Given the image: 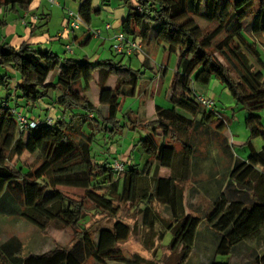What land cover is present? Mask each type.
<instances>
[{
	"label": "trees",
	"instance_id": "16d2710c",
	"mask_svg": "<svg viewBox=\"0 0 264 264\" xmlns=\"http://www.w3.org/2000/svg\"><path fill=\"white\" fill-rule=\"evenodd\" d=\"M123 1L129 8L127 20L132 26L127 34L129 38L142 46L146 44V47L162 46L168 60L173 55L179 59L171 85L173 107L156 105V119L153 121L134 114L129 118L130 130L146 132L139 140L149 157L145 170L149 169L151 159L156 163L153 188L145 183L139 189L140 202L145 206L142 210L145 223L149 231L153 230L155 211L151 205L157 202L169 210L172 219L160 239L181 224L177 232L172 233V242L165 246L172 251L180 248L178 264L188 262L202 223L219 236L215 254L229 257L264 232V126L259 115L264 110V60L256 43L246 36V32L252 36L264 33V0ZM33 2L0 0V29L7 26L8 14L28 11ZM93 13H100L99 9H94L93 0H82L79 14L86 26L90 25ZM201 22L212 28L202 26ZM134 55L120 56L132 59ZM143 67L151 68L147 57ZM165 70L166 66H162L161 71L164 73ZM11 71L21 77V84L15 88L16 99L24 100L30 108L28 110L35 108L53 90L61 93L57 105L62 116L53 120L52 125L46 123L47 118H34L39 122L37 127L23 132L13 114L17 108L10 107L9 99L0 103V216L20 217L43 234L50 226H58L72 232L75 242L69 248L58 242L44 253L24 255L23 240L10 236L0 240V264H86L89 260L95 264H107L108 261L156 264L138 255L132 258L123 256L119 245L126 243L132 233L131 227L123 221L116 220L111 228L100 229L96 239L89 230L81 229L91 212L87 209V202L97 213L116 217L120 211L116 203L122 205L131 201V187L128 189L124 185L120 192L115 190L119 186L118 180L110 185L114 190L98 192V186L109 184L108 181L118 172L109 159L101 161L96 158L94 144L98 133L106 136L122 128L118 118L123 108L121 99L135 95L141 72L123 62L63 60L50 50H38L29 44L17 49L2 42L0 88L7 91H10ZM56 72V78L50 80L51 74ZM96 73L99 74L96 82L100 92L98 105L86 95ZM112 78L116 79L113 89L108 88ZM213 79L224 84L237 104L248 112L246 126L250 140L247 145L251 154L247 161L234 162L231 148L227 143L223 144L222 154L224 151L230 158L227 176L218 181L215 177L219 174H215L198 184L208 195V188L214 181L219 194L212 196L208 212L189 215L182 220L183 195L176 171L183 152L176 144L181 142L187 156L182 178V182H186L197 156L195 145L198 138L190 137L185 141V137L195 130L211 129L212 123L219 120L215 109L206 110L196 101L192 85L208 86ZM73 90L81 94L79 98L73 95ZM178 107L193 116L186 117ZM68 113L72 115L70 121L65 117ZM86 125L90 132L85 130ZM225 127L224 122L217 125L220 130ZM257 138L263 141L260 151L252 147V141ZM25 153L39 155L42 162L26 172L17 165H9L15 157L20 158ZM162 168L169 169L171 175L158 177ZM136 171L143 185L146 180L141 173L144 171ZM195 179V183L203 181L202 176L196 175ZM61 187L84 192L85 200L71 199ZM211 264L231 262L214 261ZM250 264H264V252Z\"/></svg>",
	"mask_w": 264,
	"mask_h": 264
},
{
	"label": "rangeland",
	"instance_id": "374dc122",
	"mask_svg": "<svg viewBox=\"0 0 264 264\" xmlns=\"http://www.w3.org/2000/svg\"><path fill=\"white\" fill-rule=\"evenodd\" d=\"M49 1L50 0H44L40 15H50L48 24L44 27V32L49 31L51 37H55L59 33H63L65 29L64 21L67 18L66 14L69 11L78 13L82 0H54L55 4H51ZM93 7L94 9H99L100 13H93L90 25H81L80 30L72 32L70 38L61 41H54L49 47L52 48L53 51L63 60H87L86 58H97L100 62H123L133 70L141 72V75L135 95L126 96L121 99L124 106L121 112H119L118 118L120 119V125L122 128H119L115 134L109 132L106 136H104V133H98L95 137L96 140L94 144V153L98 160L104 161L107 158L113 166L115 165V162H118L123 166V172L116 173L114 177L108 181L109 184L106 183L99 185L97 188L98 192L105 193L110 191L109 189L114 190L110 185L118 180L119 186L115 190L120 192L124 185L128 189L131 187V201L122 205L116 203L120 209L119 214L116 217L97 213L94 206L90 202H87V209L91 212L88 213L89 218L84 221L85 224H83L81 229L85 228L89 230L92 237L96 239L100 229L111 228L116 220L123 221L132 229L130 239L126 243L119 245L125 258H132L133 256L138 255L147 261L156 264H178L180 248L176 251H172V248H166L165 246H168L172 242V233L175 234L181 224L178 225L173 232L168 233L162 240L160 239L161 233L166 230L168 223L172 220L169 210L157 202H154L151 205L155 211V221L153 230L150 231L143 218L142 210L145 206L140 202L141 192L139 189L143 187L145 183L146 185H149L151 189L153 188L152 179L154 178L156 169V163L151 159L149 169L145 170L149 162V157L141 148L139 140L146 135V132L142 129L126 130L127 126L130 124L129 118L132 114H136L139 117L136 112L145 110V113L150 116V110H153L152 105L149 106L150 109L146 106L145 109H143L142 100L147 102L151 101V103L155 102L156 105L164 108L173 107L170 100L171 85L177 69L178 57L173 55L168 60L162 46L158 47L157 45H154L146 47L145 44L142 47L147 56H144L143 54H141V56L142 58H148L151 68L143 67L135 57L132 59L122 58V56L113 52L112 46L115 41L112 38L115 34H129L131 31V23L127 20L129 8L125 5L123 0H93ZM43 22L44 21H41V23ZM107 24L113 25V29L109 32L105 30ZM201 25L207 28H212V26H208L203 22H201ZM90 28L92 30L103 29L102 37H92L90 42L84 46L79 43H74V33L79 35L87 33L86 36L88 37L91 35L89 32ZM246 36L250 41L256 43L261 52L262 59L264 60V33L258 36H252L250 33L246 32ZM67 45L72 47L74 53H68L66 51ZM162 66H166L164 73L161 71ZM52 79L53 74L50 76V80ZM114 83L115 79H113V82H111L108 88L113 87ZM192 88L195 95H203L209 98L214 97V109L219 115V120L212 123L211 129L195 130L185 137V141L186 138L190 139V137L198 138L197 145H195L196 151L198 150L196 152L197 156L194 164L190 168L189 180L186 182H182V178L185 176V163L187 156L181 142L179 141V144H176L179 151L183 152V156L181 155L176 171L179 188L183 195L182 220L189 215H202L203 212H208L212 205V196L217 195L219 192L214 181L210 184L211 188H208V195L205 194L206 192L203 191L198 184H203L205 178L210 179V177L215 174H219L215 177L218 181L227 176L228 171L226 168L228 167L230 158L224 151L222 154V150H224L222 146L224 138L230 143L229 147L234 155V159L240 158L246 161L251 154V148L247 145V142L250 140V132L246 126L248 112L237 104L225 85L219 80L213 79L208 86L196 83L192 85ZM57 93V91L52 90L50 96L43 99L35 108H32V110H28L30 108L27 106V103L22 99H16L12 90L7 91L0 88V103L9 99V105L11 108H17L18 112L28 110L30 118L45 120L49 117L56 120L59 117L58 115L62 112L61 108H59L57 103L53 102L52 99V96L57 95ZM99 93L96 83L92 82L87 95L92 102H95V104H98L99 102ZM73 95H76L75 97L79 98L81 94H78L73 90ZM178 108L179 112L185 114V116H193L188 110L180 107ZM76 113H80V111H76ZM259 115L262 118V125L264 126V110L261 111ZM70 120L71 118L67 116V121ZM222 122L225 123L226 127L223 130H220L217 128V125ZM84 128L88 132L91 131L88 125ZM14 133H16V131H14ZM112 151H118L119 154H112ZM127 151H129V159L126 156L121 157V154ZM205 158H207V160ZM212 159H215V161H212ZM41 162V157L39 155H29L28 153H25L20 158L15 157L9 162V165L12 167L17 165L26 172L29 168L38 167ZM136 169L140 172L145 170L141 173L146 180L143 185L140 184V178L137 175ZM192 174L195 177L196 175L197 177L202 176L203 181L193 183V181H190L191 177H193ZM170 175V170L159 169L158 171V177H168ZM61 191L76 201L81 202L85 200L84 192L78 189L61 187ZM0 223V240H6L10 236H18L25 244L24 255L30 253H44L49 249L54 248L58 242L64 247L69 248L75 242V237L72 232L63 230L55 225L50 226L43 234L36 227L26 223L20 217L0 216ZM218 241V234L209 228L207 224L202 223L199 227L193 252L186 264H211L214 261L219 263L230 261L231 264H250L257 255L264 252V232L258 238L240 246L229 257L217 256L215 254ZM86 264L95 263L93 260H89ZM107 264L122 263L119 261H108Z\"/></svg>",
	"mask_w": 264,
	"mask_h": 264
},
{
	"label": "crops",
	"instance_id": "0c3cea01",
	"mask_svg": "<svg viewBox=\"0 0 264 264\" xmlns=\"http://www.w3.org/2000/svg\"><path fill=\"white\" fill-rule=\"evenodd\" d=\"M43 5H44V0H34L33 4L31 5V7H30V9L28 11H24V12L21 11L19 14H8L6 16V20L8 22L7 26H5L4 28L0 29V42L7 43V44H9V45H11V46H13V47H15L17 49L20 48L23 44H29V45H32L33 47H35L38 50H43V51H49L50 50L53 53H55L53 51V49L50 48L49 46H51L52 42L61 41V40L65 39V38H61V34L62 33H59L55 37H51L49 31H47V32L45 31L44 32V27L47 26L49 18H50V15L49 14L40 15V10L43 8ZM41 21H44V22L41 23ZM45 23H46V25L43 26ZM65 24H66V20L64 21V26H65ZM70 35H69L68 38H70ZM86 35H87V33H83L82 35L74 33V35H73L74 43H79L82 46L87 45L92 38L90 36L87 37ZM113 52H114V50H113ZM134 57L143 66L144 58H142V56L140 54H138V53H136L134 55ZM86 59L89 60L92 63L100 62V60H98L97 58H95V59L94 58H92V59L86 58ZM178 62H179V59H178ZM177 66H178V64H177ZM150 67H151V65H150ZM57 73L58 72L53 73V80L56 78ZM11 76H12V80H11L10 90H12L14 96L16 97L17 90L15 88L19 84H21L22 81H21L20 75L18 73L14 72V71H11ZM98 77H99V74L96 73L95 74V81H94L95 83L97 82ZM113 79H115V78H112L108 82V86L111 84V82H113ZM115 84H116V79H115V83H114L113 87H111V89L114 88ZM50 93H51V91L48 93V96H50ZM135 93H136V91H135ZM86 95H87V93H86ZM60 98H61V93L60 92H58L57 95H53L52 96L53 102H55V103H57V101H59ZM207 98H209V97H207ZM210 99L214 100V97L210 98ZM93 103L95 104V102H93ZM98 104H99V102H98ZM98 104H95V105H98ZM150 105H152V109H153V110H150V112H151L150 116L147 113H145V110H143V111L140 110V111L136 112L139 115L140 118L151 120V121L156 119V114H155V106H156V104H155V102L151 103V101L147 102L145 100H142V108L143 109H145V106L149 108ZM123 106H124V104H123ZM24 112L28 113L29 111L25 110ZM134 115H136V114H134ZM183 115H185V114H183ZM58 116L61 117L62 113H60V115H58ZM67 116L69 118H72V115H70L69 113L65 117H67ZM90 117L92 118L93 116H90ZM186 117L191 118L189 116H186ZM129 129H130V124L127 126L126 130L129 131ZM212 136H214V135H212ZM215 136H217V135H215ZM226 143L228 144V147H229L230 143L228 142L227 139L224 138V142L222 143V145L226 144ZM252 147H253V149L255 151L262 150L263 141H261V139L253 140L252 141ZM111 148H113V147H111ZM208 152L210 153L209 150H208ZM227 152L231 153L230 150H227ZM113 153L114 154L115 153L119 154L118 151L117 152L116 151H112V154ZM209 153H208V156H209ZM128 155H129V151L121 154V157H125L126 156L128 158ZM207 158H205V159L207 160ZM193 161H192V163H193ZM212 161H215V159H212ZM236 161H245V160L237 158V159H234V162H236ZM162 169L169 170V169H166V168H162ZM160 177H163V176H160ZM190 181H193V183H195L196 179H195L194 175H193V177H191ZM0 233H1V223H0Z\"/></svg>",
	"mask_w": 264,
	"mask_h": 264
},
{
	"label": "built area",
	"instance_id": "2783aa9c",
	"mask_svg": "<svg viewBox=\"0 0 264 264\" xmlns=\"http://www.w3.org/2000/svg\"><path fill=\"white\" fill-rule=\"evenodd\" d=\"M51 4H55L54 0L49 1ZM66 24H65V29L63 33L61 34V38L68 39L69 35L72 32H76L80 30L81 25H85L83 22L82 17L80 16L79 12L74 13L73 11H69L66 14ZM113 29L112 24H107L105 26V30L110 31ZM89 32L91 33L92 37L96 38H101L103 34V29H96L92 30L91 28L89 29ZM115 44H114V51L119 54V55H124L127 57L133 56L134 54H143L145 55V52L143 51L142 44L137 42L135 39H130L129 36L125 33H120L116 34L114 36ZM66 51L68 53H74L72 50V47L70 45L66 46ZM196 101L206 110L213 111L215 107L214 100L207 98L203 95H195ZM13 114L16 117L17 124L21 131L23 132H28L32 129H35L37 125L39 124L38 120H35L34 118H30L28 115L18 112V111H13ZM46 123L48 125L53 124V119L47 118ZM115 171L118 173L123 172V166L120 165L118 162H115L114 165Z\"/></svg>",
	"mask_w": 264,
	"mask_h": 264
}]
</instances>
